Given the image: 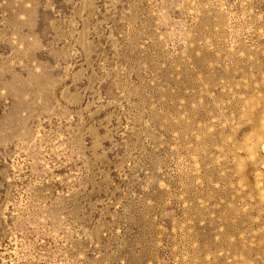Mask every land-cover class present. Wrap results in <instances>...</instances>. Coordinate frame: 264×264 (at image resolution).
Here are the masks:
<instances>
[{"label":"rangeland","instance_id":"1","mask_svg":"<svg viewBox=\"0 0 264 264\" xmlns=\"http://www.w3.org/2000/svg\"><path fill=\"white\" fill-rule=\"evenodd\" d=\"M0 264H264V0H0Z\"/></svg>","mask_w":264,"mask_h":264}]
</instances>
